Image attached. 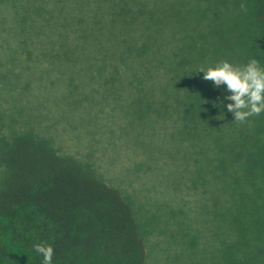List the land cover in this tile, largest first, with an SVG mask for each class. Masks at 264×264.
I'll list each match as a JSON object with an SVG mask.
<instances>
[{"label":"trees","instance_id":"trees-1","mask_svg":"<svg viewBox=\"0 0 264 264\" xmlns=\"http://www.w3.org/2000/svg\"><path fill=\"white\" fill-rule=\"evenodd\" d=\"M247 1L249 55L264 65V0ZM191 6L181 9L175 21V5L164 0H0V14L8 11L7 17L0 15V31L17 36L16 50L0 43L1 55L8 57L0 59V91L10 94L15 85L21 91L30 85L52 90L65 79L71 94L76 81L95 83L103 94L87 100L88 107L100 101L103 108L126 91L131 96L160 94L156 89L161 85L156 84L165 81L171 89L163 92L173 100L180 98L178 113L169 114L178 117L174 134L179 147L174 143L158 151L176 162L169 172L172 182L188 183L202 195L192 220L181 207L169 210L179 217V236L191 246L192 258L200 259L197 264H203L209 249V264H264V114L235 122L226 107L216 106L223 100L218 92L225 95L223 86L216 89L208 81L202 89V81L181 70L189 54L196 53L189 50L196 43L193 35H200L194 33L200 22L194 26L187 18ZM203 14L202 20L210 21L208 13ZM42 46L48 50L40 51ZM229 53L226 49L224 55ZM5 82H12L7 91L2 90ZM69 99L72 104L79 100L73 94ZM138 110L126 115L133 129L148 114ZM25 117L20 108L0 117V264H42L33 251L37 243L53 247V264H148L146 224L139 221L129 195L107 183L89 162L61 151L41 122L34 125ZM188 118L197 120L196 139L205 137L199 129L204 128L202 121L217 119L222 127L213 134L217 147L211 145L204 174L178 159L186 150L181 144L190 138L191 128L184 122ZM149 148L147 144L145 150ZM207 184L213 191L224 187L228 192L223 225L220 209H207Z\"/></svg>","mask_w":264,"mask_h":264},{"label":"rangeland","instance_id":"rangeland-1","mask_svg":"<svg viewBox=\"0 0 264 264\" xmlns=\"http://www.w3.org/2000/svg\"><path fill=\"white\" fill-rule=\"evenodd\" d=\"M164 1L175 5L176 8H173L175 21L177 16L181 17V9L184 11L185 7L192 5L190 7L191 14H188L190 16L187 18L194 21V26L195 22H200L197 31L193 30L194 33L200 34L199 38L193 35L196 37V43L194 42L195 46L189 49L196 53L189 54L188 64H185L181 70H186L185 74L188 77L195 78L199 82L202 81V89L207 88L208 81L203 79V73L196 72L198 67L229 60L228 56L230 55L235 62L237 60V64L248 61L252 50L249 48L250 21L248 20L247 0ZM202 11L208 13L207 20L210 21L202 20L205 17ZM1 14L7 17L8 11ZM200 25L207 31H203ZM178 29L180 26L176 24L177 36L180 37L181 31ZM15 37L17 38L13 35L6 37L5 32L0 31V43H3L6 49L11 51L14 48L17 49L13 45ZM226 49L230 55H224ZM44 50L48 49L42 46L40 51ZM7 58H5V54L1 55L0 53L1 62ZM64 82L65 79H60L54 85V89L41 91L37 85H30V88L21 91L17 85L8 86L12 82L9 84L5 82L2 90L11 87L9 90L11 93L3 94L0 91V117L19 108L22 109V115L26 114V117L31 118L30 123L37 125L41 122L44 125L42 128L47 133L53 134L52 137L55 138L61 151L74 154L83 161L89 162L107 183L119 187L125 195H129L137 209L139 221L146 224L143 227L146 231V233L144 231V239L148 264H197L200 259L192 258L191 246L187 244L186 239H182L178 234L181 227L177 223L179 217L172 216L169 210L171 207H181L187 218L192 220L195 216L194 209L198 202L197 199H201L202 196L200 189L188 188L186 186L188 183L179 185L176 181L174 184L172 182L173 175L171 176L169 172L176 167V162L170 159L168 153L162 154L158 151L159 147L168 149L174 143L175 147H179L174 134V130L177 129V122L174 118L178 119V117L173 114L169 116V114L172 111L178 113L176 101H179L180 98L177 97L176 100L169 98L165 93L171 87L162 80L156 84V86L161 85L159 90L156 89L160 94L156 93L153 97L131 96L126 91L122 97L113 98L111 104L108 101V104L104 103L102 108L101 102L95 101L92 108V106L88 107L90 102L87 100H97L103 94V90L98 84L92 83L91 86H88L85 82L76 81L71 94L81 101L78 100L72 104L69 99L70 89H66L63 85ZM218 95L219 98L224 96L219 92ZM221 100L219 99L218 102ZM226 103L228 101H225ZM42 107L44 109H41ZM138 108H142V111L148 114L143 120V124L134 126L135 129H133L129 125V118L126 115L130 112H141ZM160 114L162 115L160 116ZM254 117L258 118L259 116L251 118L254 119ZM216 120L201 122L204 128L199 127V129H203L201 132L205 134L202 139L195 138L194 128L198 127L197 120L188 118L184 121L188 128H191L187 133L190 138L187 137L181 144V147L185 145L186 150L182 153L184 157L178 156V159L181 163L189 162L190 170L195 169L194 171L198 174H204L208 169L209 162L206 159L211 152V145L214 146L213 134L222 130V127L217 126ZM179 124L181 122H178ZM171 134L174 135V139ZM147 144L150 148L145 150ZM214 147L217 145L215 144ZM184 175L186 174L184 173ZM205 175L210 178L209 174ZM206 187L209 196L207 209L213 212V209L219 208V222L223 225L226 218L223 206L229 205L228 192L224 187L219 186L218 190L215 188L213 191L211 184H207ZM244 200L246 203L247 199L244 198ZM231 205L234 203L232 202ZM154 215L159 217L151 219ZM149 219L154 222H148ZM191 222L193 223V221ZM207 237L209 240L212 239L211 245H213L215 240L213 241V238H210L208 234ZM201 241L204 242V239L202 238ZM209 253L210 249L205 256L207 259L202 260L203 264L210 263Z\"/></svg>","mask_w":264,"mask_h":264},{"label":"clouds","instance_id":"clouds-1","mask_svg":"<svg viewBox=\"0 0 264 264\" xmlns=\"http://www.w3.org/2000/svg\"><path fill=\"white\" fill-rule=\"evenodd\" d=\"M196 72L203 73V79L211 81L214 88L223 86L225 95L216 106L226 107L235 122L245 123L250 117L264 114V65L260 60L253 57L243 64L223 60L200 66ZM33 251L42 257V264H53L54 249L50 244H34Z\"/></svg>","mask_w":264,"mask_h":264}]
</instances>
